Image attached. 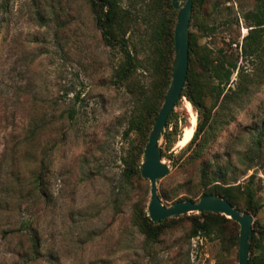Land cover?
I'll use <instances>...</instances> for the list:
<instances>
[{
  "label": "rangeland",
  "instance_id": "374dc122",
  "mask_svg": "<svg viewBox=\"0 0 264 264\" xmlns=\"http://www.w3.org/2000/svg\"><path fill=\"white\" fill-rule=\"evenodd\" d=\"M149 2L122 3L136 17L126 37L137 68L121 86L112 82L121 53L102 42L86 0H0V264H237L236 222L223 236L188 237L190 221L183 217L156 242L130 222L138 209L147 213L149 200L147 179L126 183L121 175V157L134 136L123 132L154 79ZM262 8L264 0L193 5L191 39L236 62L239 73L233 70L230 87L242 92L211 110L209 128L191 145L205 137L203 153L192 163L169 155L190 140L201 109L185 96L176 100L167 127L176 124V141L162 156L169 170L156 181L157 193L167 195L160 198L164 205L197 200L209 185L201 180L203 166L218 167L222 182L238 187L237 208L247 206L244 212L252 216L248 257L256 261H264V84L257 83L258 70L241 55L240 44L249 29L242 15ZM191 70L204 84L215 83L196 63ZM214 95L205 93L202 102L210 105ZM158 145L164 149L162 136ZM25 219L39 231L44 253L56 260H30L29 233L18 229Z\"/></svg>",
  "mask_w": 264,
  "mask_h": 264
},
{
  "label": "trees",
  "instance_id": "16d2710c",
  "mask_svg": "<svg viewBox=\"0 0 264 264\" xmlns=\"http://www.w3.org/2000/svg\"><path fill=\"white\" fill-rule=\"evenodd\" d=\"M86 1L92 13L94 23L99 29L102 42L109 48H118L122 56V61L114 68L112 73V82L117 85L126 86L132 73L137 68L135 56L127 49L126 37V34L130 30V25L135 21L136 17L131 5H129V3L125 5L122 3L123 1L133 0ZM200 1L201 0H192L191 14L193 5ZM256 1L261 2L262 0ZM149 3H151L154 9V19L150 34V42L154 53L152 62L154 79L151 93L146 95L142 94L140 96L134 113L127 121V126L123 132L126 135L130 131L134 132V136L129 139L125 153L121 157V162L123 164L121 175L126 183H129L134 177L140 176L139 166L142 158V150L152 122L163 101L171 76L173 58L172 30L175 21V10L172 8L170 0H150ZM242 16L244 20L247 21V27H249V29H247L246 34L242 36L240 52L241 55L249 57L250 60L254 62L256 66L254 69L258 70L257 83L264 84V8L246 11ZM187 57V72L178 99L181 96H185L194 107L201 109L202 117L197 123V127L190 140L174 153V155L169 156H182L183 162L192 163L203 153L205 137L199 139L201 143H195L192 147L191 145L196 138L199 137L201 132H203L205 127L209 128L213 118L211 110L223 106L227 99L232 98V95L241 93L242 90L238 85L234 88L230 87V76L233 70L237 68L236 75L239 73V66L236 65V62L227 61L221 50L218 51V54H214L206 46H197L191 39L189 32ZM193 63L201 67L203 70L202 73H207L215 83L208 86L200 81L198 73L191 70ZM205 93H215L214 99L210 105H205L202 102ZM172 114L173 111L171 110L165 120L164 130H162L160 134L165 142L164 149H161V156H164L165 150H168L176 141V124L172 125L170 129H167ZM69 115L71 116L70 113ZM36 128H30L29 132L33 133ZM188 148L189 150L185 152ZM207 166L204 165L202 168L201 180L209 185L203 188L201 195L207 193L219 195L237 208V185H230L228 182H222L224 181V174L219 171L218 167L212 171L210 167ZM44 170L45 164L44 161L41 160L39 172L35 178V186L39 195L42 194L41 187L43 185ZM157 195L159 198H165L167 196L162 190H158ZM247 198L248 200L251 199L249 194H247ZM183 199L194 201L193 198H180L179 200ZM247 208L246 206L242 211H247ZM255 210L256 207L253 206L252 211L255 212ZM183 217H187L190 221L188 237L223 236L228 224L235 225V221L219 213L210 211H201L193 215L172 216L166 217L163 220L151 221L142 208L131 215L130 222L144 236L146 241L156 242L165 228L172 227ZM18 229L26 230L29 233L30 260L37 257L38 259L43 257L49 262L56 260V257L50 252L44 253L42 250L39 231L34 227L30 219L20 221ZM251 238L252 243L250 245H253V231L251 233ZM233 239H235L236 242L237 236L233 235ZM213 264L221 263L215 262ZM247 264H264V261H256L253 257H248Z\"/></svg>",
  "mask_w": 264,
  "mask_h": 264
},
{
  "label": "water",
  "instance_id": "95a60500",
  "mask_svg": "<svg viewBox=\"0 0 264 264\" xmlns=\"http://www.w3.org/2000/svg\"><path fill=\"white\" fill-rule=\"evenodd\" d=\"M176 9L173 25V58L171 76L163 101L152 122L146 142L142 150L140 175L149 183V200L146 206L151 221L163 220L166 217L179 216L189 212L210 211L224 215L238 224L237 264H247L252 216L240 211L219 195L207 193L197 200H177L170 205L161 203L157 195L156 181L168 173L167 164L162 161L161 148L158 145L161 131L169 112L179 97L187 72L188 23L192 0H170Z\"/></svg>",
  "mask_w": 264,
  "mask_h": 264
}]
</instances>
